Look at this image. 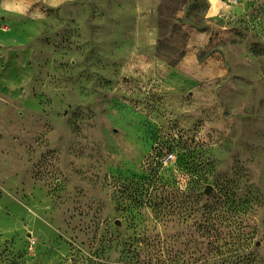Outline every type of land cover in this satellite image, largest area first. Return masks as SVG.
I'll return each instance as SVG.
<instances>
[{"label":"rangeland","instance_id":"1","mask_svg":"<svg viewBox=\"0 0 264 264\" xmlns=\"http://www.w3.org/2000/svg\"><path fill=\"white\" fill-rule=\"evenodd\" d=\"M212 2L0 0V264H264V0Z\"/></svg>","mask_w":264,"mask_h":264},{"label":"crops","instance_id":"2","mask_svg":"<svg viewBox=\"0 0 264 264\" xmlns=\"http://www.w3.org/2000/svg\"><path fill=\"white\" fill-rule=\"evenodd\" d=\"M160 2L163 4V6H165L161 11H159L160 15L163 17L160 24L164 25L170 21L176 20L174 19L176 16L182 15L187 0H160ZM13 6L17 9V11L20 12L25 8V5H22L19 2H15ZM176 39L180 40L178 48L182 47V49H184V34L181 32L178 36H176ZM167 54L170 55L168 51ZM190 55L191 52L186 49L185 51L177 50L174 54V57H172L174 58L173 60L176 61L177 65L181 64L185 66H191L190 71L193 73L191 74V77L187 75V69H189L187 67L185 70L181 69L182 71H180L177 76V79L179 82H181L182 86H191L197 84L199 81L213 80L223 74L224 69L222 67V61L215 54H206L205 57L201 59L192 58ZM16 65L14 69H11V71L14 70L16 74L14 79L10 83L8 78L0 81V84L13 88L12 94H17L15 89L23 87L26 81L29 82V87L32 80L30 69L26 67L24 58H20ZM165 65L168 66V64ZM8 70L10 71V68H8L7 71ZM176 70L179 71L178 68Z\"/></svg>","mask_w":264,"mask_h":264},{"label":"water","instance_id":"3","mask_svg":"<svg viewBox=\"0 0 264 264\" xmlns=\"http://www.w3.org/2000/svg\"><path fill=\"white\" fill-rule=\"evenodd\" d=\"M210 190V185H206V187L204 188V192L207 194Z\"/></svg>","mask_w":264,"mask_h":264},{"label":"bare ground","instance_id":"4","mask_svg":"<svg viewBox=\"0 0 264 264\" xmlns=\"http://www.w3.org/2000/svg\"><path fill=\"white\" fill-rule=\"evenodd\" d=\"M213 4V6H216L217 5V2H216V0H213V2H212Z\"/></svg>","mask_w":264,"mask_h":264},{"label":"trees","instance_id":"5","mask_svg":"<svg viewBox=\"0 0 264 264\" xmlns=\"http://www.w3.org/2000/svg\"><path fill=\"white\" fill-rule=\"evenodd\" d=\"M200 195H201L200 193H197V194H196V199L199 198Z\"/></svg>","mask_w":264,"mask_h":264}]
</instances>
